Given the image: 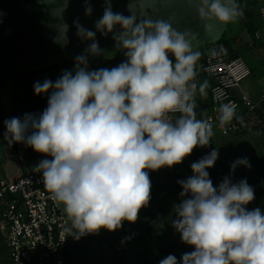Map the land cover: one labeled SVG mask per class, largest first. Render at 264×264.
<instances>
[{
  "label": "clouds",
  "instance_id": "clouds-1",
  "mask_svg": "<svg viewBox=\"0 0 264 264\" xmlns=\"http://www.w3.org/2000/svg\"><path fill=\"white\" fill-rule=\"evenodd\" d=\"M91 16L90 0H83ZM54 32L55 44L66 47L71 0H38ZM244 0H128V15L115 12L105 0L94 29L73 20L76 36L90 41L74 57L71 70L55 80L33 85L47 95L42 113H25L4 121V139L22 143L51 159L34 170L41 173L50 198L63 205L66 237L79 240L101 229L114 232L123 222L135 223L150 201L146 170L181 164L214 136L207 112L197 114V96H207L208 80L198 79L201 45H215L222 31L245 16ZM114 41L112 51L99 46L96 34ZM125 59L108 68H90V57ZM212 58L226 54L223 45L206 50ZM223 130L243 121L229 104L218 108ZM218 148L191 164L192 175L178 180L181 202L175 205L172 226L194 250L180 260L168 255L159 264H264V212L248 210L255 199L246 179L230 176L214 186L207 169L215 165ZM251 167L247 157L231 169ZM125 239H130L126 237Z\"/></svg>",
  "mask_w": 264,
  "mask_h": 264
},
{
  "label": "rangeland",
  "instance_id": "rangeland-1",
  "mask_svg": "<svg viewBox=\"0 0 264 264\" xmlns=\"http://www.w3.org/2000/svg\"><path fill=\"white\" fill-rule=\"evenodd\" d=\"M256 21L259 25H264L258 11ZM238 26V23L230 25L226 35L237 34ZM62 63L67 65V62ZM62 63L56 65L57 70L62 69ZM1 64L6 65L3 62ZM12 68L15 71L21 69L15 66ZM42 70L35 69L33 73H40ZM2 73L6 79L10 78L9 84L16 81L13 79L16 76L13 77L8 71L2 70L0 74ZM244 123L245 130L237 134L224 135L214 130L210 145L195 148L181 164L155 171L146 170L151 182L150 201L140 210L135 223L124 221L122 228L117 231L101 229L97 234L85 235L74 241L70 251L61 259L45 264H159L168 256L165 250L181 255L193 251L192 247L181 241L180 234L172 226V221L176 218L175 205L182 199V188L177 181L181 177L191 176V164L214 148H218L219 157L215 165L207 169L213 185L218 186L226 176H230L233 183L246 179L255 194V199L247 205L248 210L260 208L264 212V105L244 115ZM245 157L251 167L238 166L233 172L232 163ZM126 237L130 239H125ZM8 250L5 227L0 219V264H10Z\"/></svg>",
  "mask_w": 264,
  "mask_h": 264
},
{
  "label": "built area",
  "instance_id": "built-area-1",
  "mask_svg": "<svg viewBox=\"0 0 264 264\" xmlns=\"http://www.w3.org/2000/svg\"><path fill=\"white\" fill-rule=\"evenodd\" d=\"M258 13L264 23V4L259 6ZM255 24L254 36L259 38L262 29L256 20ZM220 45L226 49L223 43ZM201 65L212 81L207 117L213 124V131L218 130L224 135L240 132L242 123L236 120L223 130L219 127L218 108L221 104H229L241 116L264 103V92L256 101L246 93L234 94V90L251 74L244 56L239 52L226 53L216 59L206 53ZM35 166L13 178L0 179V219L5 227L10 264H45L61 259L75 241L70 236L65 238L62 231L67 224L64 209L50 198L41 173L34 170Z\"/></svg>",
  "mask_w": 264,
  "mask_h": 264
},
{
  "label": "crops",
  "instance_id": "crops-1",
  "mask_svg": "<svg viewBox=\"0 0 264 264\" xmlns=\"http://www.w3.org/2000/svg\"><path fill=\"white\" fill-rule=\"evenodd\" d=\"M262 4H264V0H254L255 7L252 19H256L258 8ZM238 24L237 34L226 35V39L229 40L226 53H241L251 69V74L234 90V94L239 96L241 93H246L251 99L256 101L264 92V25H259L262 29V33L259 38H256L254 36V31L251 32L242 20ZM252 27L255 30L257 26L254 27L252 25ZM213 46L214 45H201V50L204 51L205 54L202 56L197 67L198 79L201 82L203 80H208L209 88L207 89L206 97L201 98L197 96L198 117L201 109H204L206 112L210 111L209 91L212 81L201 64L205 59L206 50ZM119 60L124 59H90V62L93 61L90 63V68H111L118 65L120 63ZM66 62L67 65L62 63V69L60 70H57L56 64L43 68L40 73H33L34 69L31 71L16 69L15 71L10 64L0 65L1 71L5 70V72L8 71L11 73L13 77L16 76L13 78L16 79V81L14 80L15 82L9 84V81H11L10 78L8 77V80L3 73L0 74V179L13 178L29 171L42 159H51V157H46L43 154L37 153L31 147H27L22 143H13L9 145L4 139V133L6 131L4 121L12 117L22 118L25 113H42L47 107L48 97L46 94L36 95L33 85L36 81L43 82L45 78L55 81L64 70H71L74 60ZM60 205L63 208V205Z\"/></svg>",
  "mask_w": 264,
  "mask_h": 264
},
{
  "label": "water",
  "instance_id": "water-1",
  "mask_svg": "<svg viewBox=\"0 0 264 264\" xmlns=\"http://www.w3.org/2000/svg\"><path fill=\"white\" fill-rule=\"evenodd\" d=\"M90 2L93 13L91 16H86L83 0H71L65 14L66 22L69 24L70 42L62 48L51 39L54 32L43 23L48 20V16L38 0H0V59L16 67L34 70L74 60V57L81 54L91 42L80 41L76 36L73 20L78 17L83 26L95 30V21L103 15L105 0H90ZM111 4L113 11L129 14L128 0H111ZM227 29L228 27L222 31L219 39ZM96 39L101 48L113 50L114 41L111 35L104 37L97 33ZM206 43L208 42L204 44ZM89 59H104V57ZM113 59H125V57L123 53L116 52Z\"/></svg>",
  "mask_w": 264,
  "mask_h": 264
},
{
  "label": "trees",
  "instance_id": "trees-1",
  "mask_svg": "<svg viewBox=\"0 0 264 264\" xmlns=\"http://www.w3.org/2000/svg\"><path fill=\"white\" fill-rule=\"evenodd\" d=\"M244 2H245V4H246V8H245V16H244V18L242 19V21L244 22V24L247 26V28L251 31V32H255L256 31V29L254 30L253 29V27H252V25L255 27L256 26V24H255V20L256 19H252V14H253V10H254V7H255V5H254V0H244ZM228 30V29H227ZM227 32V31H226ZM221 43H223L225 46H226V48L228 47V43H229V40L228 39H226V33L219 39V40H217L216 42H215V45L214 44H211V43H206V44H204V45H214V46H217V45H220ZM236 53V52H235ZM0 62H3V63H6V64H10V63H7V62H5V61H3V60H1L0 59ZM10 65H12V64H10ZM13 66V65H12ZM0 72H1V69H0ZM262 105H264V103L263 104H261L260 106H262ZM206 106V105H205ZM209 106H210V104H209ZM259 106V107H260ZM258 107V108H259ZM205 108V107H204ZM257 110V109H256ZM255 111V110H254ZM254 111H252V112H254ZM201 112H204V109H201V111H200V113ZM252 112H249V113H252ZM246 114H248V113H245V114H243V115H241L242 117H243V121L241 122L242 123V130L240 131V132H238V133H241V132H243L244 130H245V123H244V115H246ZM237 134V133H236ZM186 178H188V177H181V180L182 179H186ZM74 244V242L72 243V245ZM71 245V246H72ZM70 249H71V247L65 252V254L63 255V256H65L69 251H70ZM165 252H166V254L167 255H174V256H176L177 257V260H180V258H181V254H178V253H174V252H172V251H170V250H165Z\"/></svg>",
  "mask_w": 264,
  "mask_h": 264
}]
</instances>
